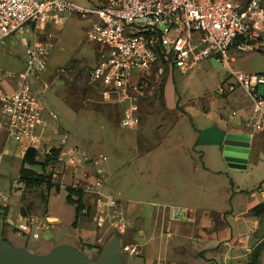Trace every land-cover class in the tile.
<instances>
[{
  "label": "crops",
  "instance_id": "obj_1",
  "mask_svg": "<svg viewBox=\"0 0 264 264\" xmlns=\"http://www.w3.org/2000/svg\"><path fill=\"white\" fill-rule=\"evenodd\" d=\"M53 31L56 33L57 30ZM14 39L9 38L5 45ZM16 54L23 62L22 49ZM45 75L37 83L38 88ZM5 77L13 84L5 93L9 94L15 89L16 81L14 84L13 79ZM2 84L4 81L0 78ZM0 93H4L1 88ZM247 97V106L234 110L237 115L232 120L233 112L225 115L216 107L204 108L200 103L196 108L187 109V113L178 114L176 110H181V106H177L173 84L167 75L163 93L165 107L170 100L168 112L175 116L173 120L180 116L190 117L193 128H185L180 137L179 130L168 126L164 131L165 138L138 152L140 161L132 172L154 181L142 202L128 201L116 194L109 188L108 172L101 167L108 178L103 192L120 199L121 216L126 224L123 233L113 232L108 238L103 237L104 230L87 216H82L74 228V206V220L66 224L60 215L50 211L48 202L47 208L40 211L20 190L15 191L11 182L19 180L24 156L3 127L0 116V236L3 235L0 242L5 241L13 249L31 256L45 257L61 246L80 250L81 245H86L103 251L117 238L123 264H126V256L130 258L129 264H246L254 250L264 242V209L255 211L264 205V180L250 187L243 184L245 175L264 172V130L255 132L246 126L251 117V100ZM44 121L46 141L58 144L62 129L58 125L50 127L46 117ZM158 128L160 130L162 126ZM230 133L250 138L245 170L229 168L224 159V141ZM140 144L142 141L133 146ZM77 152L75 145L68 142L60 150L64 170L54 179L60 192L72 188L73 184L85 189L95 186L96 166L80 159ZM14 158L21 159L18 177L11 173L10 161ZM26 168L42 174L40 166ZM53 191L55 188L49 194ZM90 197L87 195L86 199L93 202ZM137 204H147V207L143 210ZM177 207L187 209L190 220L173 219L171 209ZM26 217L47 221L39 239L30 240L18 233L17 227ZM67 225L74 229V237L69 238L63 232Z\"/></svg>",
  "mask_w": 264,
  "mask_h": 264
},
{
  "label": "built area",
  "instance_id": "obj_2",
  "mask_svg": "<svg viewBox=\"0 0 264 264\" xmlns=\"http://www.w3.org/2000/svg\"><path fill=\"white\" fill-rule=\"evenodd\" d=\"M70 16L91 20L87 36L100 47L99 61L90 75L92 86L129 99L132 92L161 81L169 71L187 73L200 62L215 58L231 72L251 100V117L246 126L255 132L264 130V94H259L264 76L234 71L231 67L234 58L230 57L233 48L243 52L264 48L263 0H101L95 8L82 7L71 0H0V47L9 38L19 37L24 63L23 71L16 76L15 89L9 94L0 93V116L3 127L24 157L35 151L44 161L52 149L61 150L67 144L69 135L63 131L58 144L45 139L46 107L37 83L48 70L53 30L63 27ZM12 76L7 78L13 79ZM233 91L235 86L228 85V92ZM218 92L220 97L227 93L224 87ZM137 111L135 105L127 109L121 127L134 128ZM49 115L57 120L54 112ZM236 115L233 112L230 120ZM60 155L46 166L52 185H56L55 177L64 170ZM106 161L102 155L94 163V187L85 189L73 184L72 188L84 193L83 204L91 208L90 216L95 222L104 224L110 214L111 227L123 233L126 224L118 199L103 192L101 166ZM20 185L22 193L30 190ZM41 187L47 189V182ZM87 195L93 202L86 199ZM171 215L176 220H190L185 208H172ZM47 224L26 217L17 231L27 239L37 240Z\"/></svg>",
  "mask_w": 264,
  "mask_h": 264
},
{
  "label": "rangeland",
  "instance_id": "obj_3",
  "mask_svg": "<svg viewBox=\"0 0 264 264\" xmlns=\"http://www.w3.org/2000/svg\"><path fill=\"white\" fill-rule=\"evenodd\" d=\"M71 1L86 8H95L101 2V0ZM91 24L89 19L70 16L63 27L55 28L57 31L49 52V71L45 75L44 83L39 85L43 100H45L44 117L50 127L58 125L63 132L69 135L67 142L75 145L80 159L87 158L89 163L94 164L102 155L107 158V161L100 166L108 172L109 188L128 201L142 202L146 199V191L154 186V181L151 178L135 176L132 172V168H135L140 161L137 159L138 152L149 149L165 138L164 131L168 126L179 130L180 137L184 135L185 128H193L190 117L184 119L180 116L173 120L175 116L168 112L170 100L168 106L165 107L163 93L167 75L173 84L177 106H181V110H176L178 114L192 107L196 108L198 106L196 104L200 103L204 108L216 107L227 115L239 107L247 106L248 97L231 76V72L215 58L200 62L187 73L180 70L169 71L162 76L161 81L143 89L139 88L138 92H132L129 99L108 94L100 87L90 84L91 71L100 58V47L91 42L87 36ZM19 39L16 37L7 45L0 47V78L4 81L0 88L4 93L7 92L8 87L13 86L11 82L6 81L5 75H13L15 84L16 76L24 69V63L16 54L21 53L22 49ZM263 50L261 46L245 52L233 48L230 51V57L234 58L231 62L232 69L249 75L264 76ZM228 85H234L235 91L228 92ZM220 87H224L227 92L224 97L219 96ZM259 94H264V86H260ZM132 105L138 107L137 123L134 128L125 129L121 127L120 121L124 112ZM50 111L56 113L59 118L57 120L50 118L48 116ZM159 126H162L160 130H158ZM138 141H142V144L134 147L133 145ZM10 162L11 173L18 177L21 159L14 158ZM103 178L104 186H106L108 178L105 172H103ZM263 180L264 172L250 174L245 175L243 184L250 187L257 181ZM13 181L11 182L12 187L17 192L22 185L18 181L16 183ZM23 196L27 201L36 205L40 211L47 208L48 202L50 211L60 215L66 224L74 220V208L66 202L67 192L64 190L48 194L47 189L43 187L33 188L25 190ZM118 203L121 213L120 199ZM137 205L143 207V210L147 207V204ZM89 218L91 222L104 230L103 237L108 238L111 233L117 232L111 227L110 214L107 215L104 224L95 222L93 215ZM63 232L69 238L75 235L74 229L69 225ZM19 239L23 240L21 237ZM11 241L14 243L13 240ZM260 247L259 255L254 258L251 254L246 264H264V242ZM80 252L86 258L96 261L102 251L83 245L80 247ZM129 262L130 258L126 256V264Z\"/></svg>",
  "mask_w": 264,
  "mask_h": 264
},
{
  "label": "water",
  "instance_id": "obj_4",
  "mask_svg": "<svg viewBox=\"0 0 264 264\" xmlns=\"http://www.w3.org/2000/svg\"><path fill=\"white\" fill-rule=\"evenodd\" d=\"M250 138L247 135L228 134L224 141V159L231 169H247ZM0 264H123L119 240H112L96 261L82 255L80 250L61 246L45 257H34L0 242Z\"/></svg>",
  "mask_w": 264,
  "mask_h": 264
},
{
  "label": "trees",
  "instance_id": "obj_5",
  "mask_svg": "<svg viewBox=\"0 0 264 264\" xmlns=\"http://www.w3.org/2000/svg\"><path fill=\"white\" fill-rule=\"evenodd\" d=\"M264 4V0H263ZM264 54V50L262 51ZM60 155V150L52 149L50 153L45 157V160L42 161L39 159L38 153L35 151H29L27 155L24 157L23 165L20 171V177L18 180L19 184H24L27 189H33V188H39L44 183L47 182V192L48 194L55 188L56 192H60V187L56 185L51 184L52 176H48L46 174V166L51 161H57V157ZM29 167H36L40 166L42 169V174H38L37 172H34L33 170H30L26 168ZM67 197L66 202L75 207V222L73 223V227L77 228L79 219L82 216L90 217L91 214V208H85L83 204L84 199V193L82 191H77L73 188H68L67 190ZM87 209V212L84 213L83 211ZM264 205L259 206L255 209L256 212L259 210H263ZM83 247V245H81ZM91 247V246H89ZM92 248V247H91ZM260 248L258 247L254 252L252 253L253 257H257L260 252ZM251 255V256H252Z\"/></svg>",
  "mask_w": 264,
  "mask_h": 264
}]
</instances>
